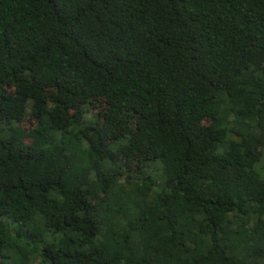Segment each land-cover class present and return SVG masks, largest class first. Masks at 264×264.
Masks as SVG:
<instances>
[{
    "label": "trees",
    "instance_id": "trees-1",
    "mask_svg": "<svg viewBox=\"0 0 264 264\" xmlns=\"http://www.w3.org/2000/svg\"><path fill=\"white\" fill-rule=\"evenodd\" d=\"M0 264H264V0H0Z\"/></svg>",
    "mask_w": 264,
    "mask_h": 264
},
{
    "label": "rangeland",
    "instance_id": "rangeland-1",
    "mask_svg": "<svg viewBox=\"0 0 264 264\" xmlns=\"http://www.w3.org/2000/svg\"><path fill=\"white\" fill-rule=\"evenodd\" d=\"M92 111H93V109L89 110V112H88V115H89V116H91V114H92ZM27 123H28V124H30V122H29V121H28ZM27 123H26V124H27ZM153 173H154V172H153ZM154 175H155V174H154Z\"/></svg>",
    "mask_w": 264,
    "mask_h": 264
}]
</instances>
